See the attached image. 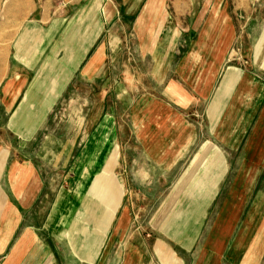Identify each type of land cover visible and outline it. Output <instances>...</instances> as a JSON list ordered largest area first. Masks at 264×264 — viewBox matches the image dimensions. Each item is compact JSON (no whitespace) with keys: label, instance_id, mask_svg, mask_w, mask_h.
I'll return each instance as SVG.
<instances>
[{"label":"crops","instance_id":"crops-1","mask_svg":"<svg viewBox=\"0 0 264 264\" xmlns=\"http://www.w3.org/2000/svg\"><path fill=\"white\" fill-rule=\"evenodd\" d=\"M126 4H138L140 8L131 23L141 31L135 39L157 40L156 34L147 35L145 31L161 22L168 0H0V104L5 107V121L10 122V128L15 122H31L25 127L29 133L22 139L36 135L38 122L50 120L54 108L67 98L78 80L93 84L92 88L101 84L107 89L101 80L109 73L107 42L113 39V28L123 25L121 20L128 15ZM175 4L188 3L175 0ZM222 24L226 26L227 21ZM225 31L220 27L215 37L203 36L197 44L190 39L182 54L181 46L169 49V58L159 69L160 73H169L164 80V98L147 96L139 100L136 135L143 152L151 157L153 168H157V162L163 164L179 153L191 136H187L189 129L178 109L184 110L194 101L195 93L191 95L189 90L201 97L204 106L209 100L203 113L211 125L206 142L213 135L224 149L233 147L238 151L258 120L264 105V80L235 67L220 70ZM119 39L129 40L126 34ZM260 41L262 53L259 51L258 56V45L254 49L258 66L259 57L264 55V30ZM260 67L264 72V66ZM101 88L102 92L91 89L87 96L89 105L97 109L91 110L89 128L81 130L88 140L81 150L83 154L74 162L75 188L58 197L62 206L57 203L56 223L48 226L47 219L40 229L53 231L46 244L38 240V235L42 236L39 229L26 220L24 223L43 193L44 163L28 157L19 160L18 151L11 147L0 151V264H184L173 247L157 241V237L143 239L136 247L128 248L127 255L123 253L128 243L122 241L128 231L130 211L122 208L123 189L114 175L118 157L112 167L105 169L111 155L117 152L116 118L108 110L114 87ZM105 120L110 121L109 130L99 139ZM206 142L199 146L186 171L193 173V163L199 157L207 158L208 166L214 158L212 150L217 149L216 157L221 158L224 171L214 183L208 205L219 194L228 165L225 151ZM83 155L86 159L82 161ZM98 175L100 198L92 194ZM202 175L192 176L191 189L201 178L205 180ZM111 189H119L120 194L116 205L108 206L103 196ZM205 215L206 211L203 220ZM69 216L73 217L72 223L66 226L67 231H60L59 225H64ZM61 233L71 251L66 258L60 256L57 244ZM133 248L137 250L135 255H131L135 253ZM216 252L207 246L195 257L194 264H218ZM222 258L229 264H264V223L259 229L250 221L243 224Z\"/></svg>","mask_w":264,"mask_h":264},{"label":"rangeland","instance_id":"rangeland-1","mask_svg":"<svg viewBox=\"0 0 264 264\" xmlns=\"http://www.w3.org/2000/svg\"><path fill=\"white\" fill-rule=\"evenodd\" d=\"M187 3L175 4V0H168L161 22L156 27L144 30L147 35L156 34L157 40L148 37L146 40L135 39V34L141 31L131 23L140 8L138 4H126L125 12L128 15L121 20L123 25L113 28V39L107 42L109 73L101 78L106 82L107 89L101 84L92 88L93 84L78 80L67 98L54 108L50 120L38 122L40 128L32 138L22 139L25 138L22 135L29 133L25 127L31 122H15L14 128H10V122L5 121V107L0 104V151L11 147L18 151L16 156L19 160L28 157L44 163L43 193L31 216L24 218V223L26 220L39 230L47 219L48 226L50 222L53 224L57 205L62 206L58 197L75 188L74 162L83 154L81 150L88 140L81 130L88 126L91 110L97 109V106L89 105L87 96L91 89L102 92L101 87L108 90L111 86L114 89L108 100V110L116 118L117 152L111 155L105 169L113 166L117 156L114 175L123 189L122 208L130 211L128 231L122 241H128L127 248L122 249L124 255L128 254V248L136 247L139 241L157 237V241L170 244L184 264H194L195 257L207 246L218 251L215 253L218 264H229L223 260L222 254L225 248L232 245L243 224L250 221L259 229L264 223V105L238 151H233V147L224 149L213 135H209L206 142L211 125L203 113L209 100L204 101V106L201 97L193 90L189 92L191 95L195 93L194 101L184 110L178 108L189 129L187 136L191 134L179 153L163 164L157 162V168H153L151 157L143 152L140 138L136 135L139 100L147 96L164 98V80L168 79L169 73H160V66L168 60L169 49L181 46L182 54L190 39L197 44L203 36L215 37L218 28L226 29L223 34L225 43L220 52V70L235 67L240 72L264 80L262 67L259 68L260 65L264 66V55L259 57V66L254 58V49L264 30V0H187ZM1 12H4V8H1ZM226 21L227 25L223 26L222 23ZM125 34L129 40L119 39ZM260 48L258 45V56L262 53ZM174 107L177 109V106ZM109 125L108 120L101 124L99 139L107 133ZM205 142L225 151L228 165L226 178L219 185V194L208 205L206 202L213 192L214 183L224 171L221 158L216 157L219 154L217 149L212 150L214 158L210 159L208 166H205L207 158L199 157L193 163V173L186 171L193 155ZM85 159L83 155L81 160ZM201 174L205 180L201 178L191 189L189 182L192 176L200 177ZM100 176L92 187V194L98 198L102 187L99 186ZM107 191L103 196L107 199L106 203L108 206L116 205L119 189ZM72 220L73 217L69 216L64 225H59V230L67 231L66 226ZM52 232L51 228L40 230L42 236L38 235V240L46 244L47 239L52 238ZM57 240L60 256H70L64 234L58 235ZM203 246L205 249H202ZM136 251L133 248L135 253L131 255H135Z\"/></svg>","mask_w":264,"mask_h":264}]
</instances>
